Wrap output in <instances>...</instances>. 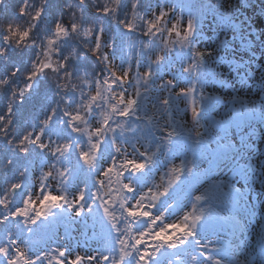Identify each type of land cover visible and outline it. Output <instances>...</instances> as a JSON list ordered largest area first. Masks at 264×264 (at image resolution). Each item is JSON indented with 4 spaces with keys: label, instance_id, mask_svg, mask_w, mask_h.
I'll use <instances>...</instances> for the list:
<instances>
[{
    "label": "trees",
    "instance_id": "16d2710c",
    "mask_svg": "<svg viewBox=\"0 0 264 264\" xmlns=\"http://www.w3.org/2000/svg\"><path fill=\"white\" fill-rule=\"evenodd\" d=\"M176 2L180 8L177 14L168 12V0H83V3L81 0H28L30 15L27 16L19 15L24 0H3L0 3V47H7L6 54L0 55V116L4 117L0 120V200L6 201V204H0V246L10 247L8 256L0 254V264H8L16 246L35 264H49V261L57 259L56 249H63L66 244L71 246L68 242L71 240L66 236L78 216L69 220L65 213L69 210L74 216V208L81 214L75 235L81 239L77 249H84L89 257L95 256L94 264H112L111 260L104 261L102 257L111 255L117 259L121 254V239L134 242L138 233L150 230L153 221L159 219L158 215L166 212L165 200L162 201V211L153 205L154 200L164 199V195L177 185L170 183L176 174L174 170L169 171V159L163 161L169 151L186 141L190 151L187 149L182 155L174 156V163L178 165L188 158L193 162L209 157L210 150L204 149L205 154L200 158V149L194 151L192 148L194 143L202 142V133L211 137L215 151L227 142L217 128L213 133L202 129L200 134L191 126H185V112L191 116L192 105L203 101L207 86L212 94L208 95L205 104L215 100L228 77L231 81L239 77L236 67L239 57L241 53L242 57L247 55L259 21L264 25V0ZM99 7L113 11L102 14L97 11ZM80 9L83 10L82 17ZM37 10H41V16L33 19ZM161 12L164 15L158 19ZM189 21L192 22L190 30ZM149 22L155 23L159 31L150 35L147 31ZM73 23L78 25L74 30L71 27ZM10 24L21 30L30 29L29 36L19 44L15 40L6 43L5 29ZM57 24L68 30L66 35L57 32ZM124 24H132L133 28L126 29ZM100 26L103 33L98 32ZM173 26L183 31L179 37L168 31ZM98 37L101 46L96 50ZM197 37L199 40L195 47ZM158 40L164 41V52L156 49ZM161 58L172 62L164 74L159 70ZM45 64L51 67L44 68ZM219 64H223L226 76L219 73ZM193 69H200L201 79L194 78ZM150 70H157V77L154 82L147 83L143 76ZM125 71H128L129 78L124 84L111 83ZM32 72L37 75L29 80ZM104 80L108 83L105 84ZM30 83L31 88L25 87ZM177 85L182 88L180 112L174 111L171 115L170 105L175 104L171 89ZM97 91L101 92L102 98L97 97L93 101ZM121 91L125 101L133 97L137 99V105L128 117L112 110L113 104L118 109L123 107L119 104ZM167 99L170 102H166ZM243 100L244 94H241L233 102H228L223 110H218L215 120L236 117L237 105ZM250 105L254 107L253 101ZM241 106L243 110L250 107ZM77 113L82 119L72 120L71 117ZM106 118L107 125L104 123ZM76 128L80 131L77 132ZM98 128L105 130L104 135H96ZM37 135L40 142L48 145L47 148L42 149L35 142ZM26 136L28 140H24ZM98 139L102 142L100 151L94 164L89 165L80 153L88 151L90 143ZM64 144L71 146L62 153H56L55 149L62 148ZM22 148H27V151H22ZM144 153L151 157L148 166L139 173L124 171L121 177L122 181L125 179L135 187L158 159V178H148L151 183L141 187L142 194L133 197L127 190L119 191L121 185L104 177L103 171L111 160L119 166L126 159H147ZM190 164L185 163L178 172L186 173ZM165 171L169 172V177ZM183 174L179 179L184 177ZM22 179H26L25 191L13 195L11 186ZM149 189L152 190L150 197L156 198L153 201L146 196ZM49 191L54 195H65L69 201L84 192V211L81 213L79 207H70L66 203L48 210L50 214L35 224L27 223L24 216L3 219L17 207L24 206V200L29 197L39 207L42 195ZM142 195L146 199L141 204H148V211L153 212L151 220L139 212L134 217L127 213V208H135L136 200ZM121 198L126 201L124 206ZM105 204H108L112 217L105 212ZM29 215L34 213L30 211ZM187 217L176 215L166 224L156 226L154 230L170 224L180 225L169 236L176 246L168 244L164 248V244L154 258L165 255V264H175L171 252L190 237ZM51 239V244L43 248ZM146 239L151 240V237ZM139 247L143 250L151 245ZM129 257L134 264L137 254L133 252Z\"/></svg>",
    "mask_w": 264,
    "mask_h": 264
},
{
    "label": "snow or ice",
    "instance_id": "6c2138e0",
    "mask_svg": "<svg viewBox=\"0 0 264 264\" xmlns=\"http://www.w3.org/2000/svg\"><path fill=\"white\" fill-rule=\"evenodd\" d=\"M3 0H0V3H2ZM81 3H83V0H81ZM81 11V17H82V12L83 10L80 9ZM97 11H99L102 14H110L112 13V9L108 7H99L97 8ZM19 15L20 16H27L30 15V8H29V3L28 0H24V3L20 6L19 8ZM164 15L163 12L160 13V16L158 19L162 18ZM41 16V10H37L35 12V16L33 19H38ZM192 22H188V27L189 30L191 29ZM126 29L131 30L133 28L132 24H124ZM72 29H76L78 25L76 23H73L71 25ZM56 30L58 33H63L67 34V29L63 27L61 24L56 25ZM6 35L4 36V40L6 43H10L13 40L19 44V42L23 41L25 38H27L30 34V29H24L21 30L19 27H14L13 25H8V27L5 29ZM147 31L150 35L154 34L155 32L159 31L157 28V25L153 22H149ZM173 33L179 34L177 32V29L175 26L171 29ZM99 33H103V27L100 26L98 29ZM51 43V41L49 42ZM101 46L100 39L99 37L96 40V45L95 48L96 50H99ZM7 52V47H0V55L6 54ZM107 59V57H105ZM159 59V57H158ZM44 68L51 67L50 64H45L43 65ZM37 73L32 72L31 76L29 77V80L33 79L36 77ZM115 75V74H113ZM145 75H148L147 73ZM129 78V73L128 71H125L123 75L119 77H115L111 80L112 84H117L119 82L121 85L125 83V81ZM104 83L107 84L108 80H104ZM32 84H27L25 87L31 88ZM99 86V85H98ZM23 92V90H21ZM97 97H101V92L97 91L96 96L92 97V100L95 101ZM119 104L123 105L122 108L118 109L115 104L112 105V110L113 112H116L118 115L123 116V117H128L133 109L137 105V99L135 97L129 98L125 101L124 99V93L123 91L120 92L119 94ZM9 112L12 111L11 108L8 109ZM55 110H53L54 114ZM4 117L0 116V120H3ZM72 120H79L82 119V117L77 113L75 116L71 117ZM47 123V121H45ZM105 125L108 124V119L106 118L104 121ZM77 132L80 131L79 128L75 129ZM103 129H96V135L102 136L104 135ZM41 134H43V129L41 130ZM29 138L26 136L24 137V140H28ZM35 142L39 144V146L44 149L47 148L48 145L40 142V136L37 135L35 137ZM23 143V141L21 142ZM102 142L98 139L96 142L90 143V148L88 151H81L80 155L83 158V160L89 164L93 165L94 162L97 159V155L100 151ZM71 145L69 144H64L62 148L58 147L55 149L56 153H62L63 151L67 150L70 148ZM22 151H27V148H22ZM119 151V149H117ZM144 157H147V159L142 158L140 160L136 159H126L121 165H117L115 160H111L110 164L106 167V170L103 171L104 177H107L108 180L111 183H116L121 185L119 188V191L127 190L130 193H135L136 188L133 186L132 183L126 182L125 179L122 181L121 177L123 175L124 171L131 170L133 172L139 173L141 170L145 169L148 166L149 161L151 160V157L149 156L148 153L143 154ZM113 177L115 179L113 180ZM101 184H103V181H100ZM21 186L19 184L13 185V189H18ZM151 189L148 190L149 193H151ZM167 191V190H165ZM99 198V197H97ZM84 199H85V193L80 192L77 197L72 199L71 201L68 200L67 196L65 195H54L52 192H48L47 194L42 195V198L40 199L39 202V207H37L32 199L29 197L28 199L24 200L23 204L24 206L22 207H17L14 212H11L9 216H5L3 219L7 220L10 217H21L24 216L27 219L25 220L27 223L35 224L38 220L41 218L47 217L50 213L48 210L56 207H62L64 204L68 203L69 206H76L79 207L81 213L84 211ZM146 199V197L141 196L139 200H136V205L135 208L133 207H128L127 208V213L129 216L134 217V214L139 212L142 216L147 217L151 220L153 217V212L148 211V204L143 205L141 204V201ZM111 203V201H109ZM121 203L124 204L126 203L123 198H121ZM0 204H6L5 200H0ZM105 212L112 217L111 210L108 206V204H105ZM155 207V205H153ZM33 212L34 215H29V213ZM162 219V218H161ZM161 219H157L155 225L157 224L158 221H161ZM180 227L179 224H170L167 226H162L159 227L158 230H153L152 228L150 230H147L143 233H138V235L135 237L134 242L129 243L125 239L120 240V255L117 259H113L111 255H105L102 257V260L108 261L111 260L112 264H126V257H129L132 255L133 252L137 254V257L134 261V264H152V259L153 256H158L160 249L164 246L165 242H167L169 245L175 247L172 243V240H169V236L171 235L172 231L176 228ZM146 237H151V240L146 239ZM174 239V237H173ZM18 245V242H16ZM151 245V247H145L143 250L139 247L140 245ZM131 249V251H129ZM55 252L58 254L57 259L54 261H49V264H83V261L87 259L89 262L93 261L96 259L95 256L92 257H82L80 255H75L73 258L70 260L67 259L66 257L68 256L67 254V249H56ZM10 253V247L9 246H0V254L8 256ZM47 255V254H45ZM37 259H40V257H37ZM21 261H23V264H35V262L31 259L26 258V253L23 252L19 246L15 247V253L11 254L8 264H21Z\"/></svg>",
    "mask_w": 264,
    "mask_h": 264
},
{
    "label": "rangeland",
    "instance_id": "374dc122",
    "mask_svg": "<svg viewBox=\"0 0 264 264\" xmlns=\"http://www.w3.org/2000/svg\"><path fill=\"white\" fill-rule=\"evenodd\" d=\"M163 1H165V0H161V2H163ZM167 8H168V12H171L173 14H177L178 11H179V9H180L179 6H178V4H177V2H176V0H168V6H167ZM258 24H259V26L257 27V29L258 30L261 29L264 32V25H263L262 21H259ZM171 29L168 30V31L171 34L176 35L178 37L183 32L181 30H178V28H176L177 29V32H179V34H177V33H173L171 31ZM153 49H154V47H153ZM156 49L157 50L159 49L161 52H164V50H165V43H164L163 40H158L157 41V43H156ZM157 60H158V58H157ZM261 62H263L262 65L264 67V59H262V60L260 59L259 60V59H256V58L254 59V57H253V58L247 60V62L245 64L247 66L248 71L249 70H253V71H256L257 72V75L254 78V81L251 84V86L248 87V90L250 92L254 93L257 98H259L258 104L260 106V109H259V112L256 115H254L252 118L250 117L251 118L250 132L244 138V140L242 141L241 145L237 148V150H235V152H234L235 155L233 156V160L234 161H237L238 158L241 157V156L246 157L247 158V163H245V165L242 166L243 167V170L246 171L247 169H249V167H252L251 168L252 175L255 174V177H264V140H263L264 139V121L260 120L261 119V116H262V112H264V99H263V94H264V69L262 70L263 67H261L259 69V67L261 66ZM160 70L164 71V69L163 68L161 69V67H160ZM156 72H155L154 75H156ZM200 72L201 71H199V73ZM143 77H145V75ZM199 78L201 79L200 74H199ZM245 78H248V76H246ZM154 80H155V77H152V79L150 81L151 82H154ZM240 83L242 84L241 81H240ZM258 83L263 85V88H261V91L260 92H259L258 87H257V85L259 86ZM150 87L148 89H150ZM155 87H156V90L159 89L158 84ZM171 91H172L173 96H174L175 93H179L180 95L182 94L181 86H177V87L173 86L172 89H171ZM207 95L205 96V98L203 99V101H205V99L207 98ZM203 101H201V102L198 101V103L199 104H202ZM166 102H170V100L167 99ZM245 102L246 101H244V103ZM196 106H195V108L193 110H191V112H192L191 116H189V114L187 113V111L185 112V115H186V120H185L186 125L185 126H191V129L192 130L193 129L194 130L199 129L198 132H200L202 130V127H205L206 129H210V132H215V128H217L218 130H220V126L222 125V121H219L218 119H216L214 121L215 122L214 125L213 124H210V123H208L206 121V117L209 116L206 113H202L200 115V122L199 123L197 122V124H196L195 123L196 120L194 118V115L195 114L198 115L203 110H207L208 111V109H209V107L211 105L208 104L209 107H207V108H201V109L198 106L197 107ZM176 110L178 111V113L180 112V108L177 105L170 106V112H172V114H173V111H176ZM181 110H182V113H183L184 108H181ZM246 130H247V128L245 129V131ZM208 137L211 140V137L210 136H208ZM200 140H202V142L204 141L203 138L200 139ZM190 141L192 142V140H190ZM191 142L188 141L189 144ZM185 143H186V141H185ZM254 144H256V148L254 150L253 149H250V145H254ZM201 146L202 145H200V147ZM230 153H232V152H230ZM167 158L170 161H172V159L169 158V153H168V156L167 157L163 158V161H166ZM156 161H159V160L156 159ZM251 162L254 163V167L253 166H248ZM185 163L187 165L191 163V162H189V158L187 160H185ZM185 163L178 164V165H175V163H174V165L173 164H169L168 165L170 167L169 171L170 172H173V170H174V172L176 174L175 177H171V179H170L171 180L170 181L171 184L177 183L180 180L179 178H180L181 174H183V173L178 172V170H180ZM199 168L200 167H198L197 170ZM187 170H188V168H187ZM190 172L192 173L193 171H187L186 173L183 174L184 177L183 178L181 177V178L184 179V181H185V179H188L190 177V175H189ZM165 175H167V177H169V172L168 171H165ZM159 179H160V177H159ZM221 179H224V181L226 182L227 177L220 178L219 181ZM214 184H215V178H214V181H213V187H214ZM263 185H264V179H263ZM210 192H215V190L214 189H210ZM223 192H224L223 199H225V201H227V198H226L225 195H228V190L223 189ZM150 194L147 191L146 196H148V195L150 196ZM149 196L147 198L150 201H153L154 199H156L155 197H149ZM253 197H256L255 199H257V200H260L261 198L264 199V187L262 188L261 194L259 193V191L257 189H255V192H253V195L251 196V198H253ZM160 200L163 201L162 197L160 199L159 198L156 199V201H155L154 204L155 205L158 204L160 202ZM194 200L195 201L193 203H196L197 204V201L199 202V199H195L194 198ZM239 206L240 205L237 204L236 205V208L238 209ZM198 207H199V209L197 211L198 212V215L197 216L192 215V217L189 218L191 220L192 225H194V226H196V225H198L200 223H204V221L206 220V217H205V215H204L203 212L207 211L208 205L201 204V205H198ZM160 216H163V215L160 214L159 217ZM233 217H234V214L232 213L225 220V222L223 223V227L221 228L224 231V234L223 235H224V240H225L226 243H225L224 246H222L219 249H217V251L220 252V253H222L226 248H229V249L233 248V246L232 247H229V246H231L233 243L235 244L234 229L236 227V222L234 221ZM219 221L220 220L216 221L217 226L219 225ZM252 221H253L252 220V213L251 212H247V228H246V230L249 228V230H250V232L252 234V238L248 241L247 247H248V253L252 252L254 254L253 250L255 249V244L252 243V240L254 239V237L256 235V232H257V222H252ZM192 225H190V226H192ZM212 229H213L214 232L216 231V233H219V230H216V227H212ZM165 245L166 246L164 248L168 247V243H165ZM83 264H89V261L84 260L83 261ZM178 264H180V262Z\"/></svg>",
    "mask_w": 264,
    "mask_h": 264
},
{
    "label": "water",
    "instance_id": "95a60500",
    "mask_svg": "<svg viewBox=\"0 0 264 264\" xmlns=\"http://www.w3.org/2000/svg\"><path fill=\"white\" fill-rule=\"evenodd\" d=\"M20 186H21L20 188H18V189H15V190L12 188L13 192L22 191V190H23V188H24V181H22V183L20 184Z\"/></svg>",
    "mask_w": 264,
    "mask_h": 264
}]
</instances>
